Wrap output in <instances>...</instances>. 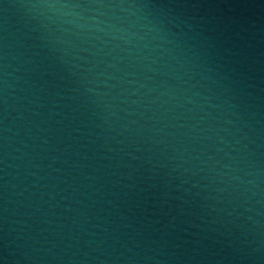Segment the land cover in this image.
Returning a JSON list of instances; mask_svg holds the SVG:
<instances>
[{"label":"water","instance_id":"1","mask_svg":"<svg viewBox=\"0 0 264 264\" xmlns=\"http://www.w3.org/2000/svg\"><path fill=\"white\" fill-rule=\"evenodd\" d=\"M0 264H264V0H0Z\"/></svg>","mask_w":264,"mask_h":264}]
</instances>
